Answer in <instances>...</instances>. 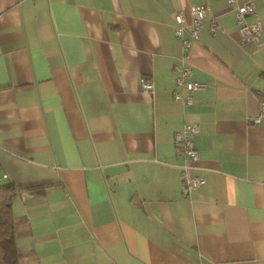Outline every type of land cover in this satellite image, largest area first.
<instances>
[{"label":"crops","instance_id":"obj_1","mask_svg":"<svg viewBox=\"0 0 264 264\" xmlns=\"http://www.w3.org/2000/svg\"><path fill=\"white\" fill-rule=\"evenodd\" d=\"M252 1L257 42L238 40L227 0H0V182H49L13 196L18 264H264ZM197 4L183 49L174 15ZM183 56L206 83L190 106L172 97ZM193 121L204 181L184 196L173 135Z\"/></svg>","mask_w":264,"mask_h":264},{"label":"built area","instance_id":"obj_2","mask_svg":"<svg viewBox=\"0 0 264 264\" xmlns=\"http://www.w3.org/2000/svg\"><path fill=\"white\" fill-rule=\"evenodd\" d=\"M229 6L234 11L235 20L238 24L237 33L240 42L258 41L262 29V23L256 12L255 4L252 0H227ZM208 6L205 4L192 5L189 8L190 20L187 21L186 14L179 11L174 15L173 36L181 42L183 49H188L191 44L199 39L200 26L205 17ZM247 17H251L250 20ZM216 28L215 22H211L210 31ZM173 69L176 73L175 86L172 90V97L180 100L184 106L193 103L195 93L206 87L205 82L191 78L192 68L185 56L174 64ZM140 86L147 91L152 89L153 84L149 79L140 78ZM264 118V93L260 97L259 109L251 119L253 123H259ZM199 130L197 121L184 123L181 130L174 132L173 142L178 156L182 157L180 164V191L187 196L196 189L203 181L201 175L194 173L195 163L199 158L198 150L194 143V135ZM3 177H6L3 174ZM1 183V182H0Z\"/></svg>","mask_w":264,"mask_h":264},{"label":"trees","instance_id":"obj_3","mask_svg":"<svg viewBox=\"0 0 264 264\" xmlns=\"http://www.w3.org/2000/svg\"><path fill=\"white\" fill-rule=\"evenodd\" d=\"M47 183L17 187L0 183V264H18L19 252L15 242L12 199L16 191L42 192Z\"/></svg>","mask_w":264,"mask_h":264}]
</instances>
